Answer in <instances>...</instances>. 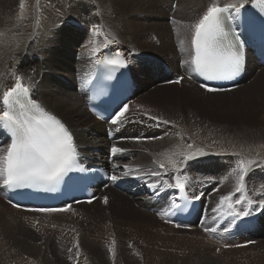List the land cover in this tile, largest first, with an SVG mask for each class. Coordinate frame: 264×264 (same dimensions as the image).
<instances>
[{"label":"bare ground","instance_id":"obj_1","mask_svg":"<svg viewBox=\"0 0 264 264\" xmlns=\"http://www.w3.org/2000/svg\"><path fill=\"white\" fill-rule=\"evenodd\" d=\"M67 1L68 0H41L39 3L41 13L39 14L38 17L39 21H36L35 18L38 15V13L35 12L34 9L35 4L33 0H23L24 3L23 9H21L20 7L22 0H8L7 2H5L4 0L2 2V0H0V33H2V35H0V98H2L3 92L10 89L11 87H14L17 79H19L20 83H22V85L28 89V94L34 100H36V102L39 103V105L45 111L56 116L69 129V131L72 133L73 136V141L76 146L78 159L82 163L89 166H94V165L104 166L105 164L109 165V168H111V170L113 171V175L121 177L119 180L115 182L112 181L110 184H108V186H100L97 189L96 196L98 195V192L100 194L104 192L107 188L111 187L112 184H114L115 186L114 191L124 193L125 199L127 201L132 199L137 204H140V207L146 209L147 213L152 218L157 219L159 223L160 222L162 223V220L165 219L168 221V223H165V225H167L169 228L176 227L177 225H179V228L180 227L181 228L189 227V229L195 228L196 229L195 231H189V232L187 231L185 232V234L198 235L201 232L200 229L203 228L197 226L200 224V222L198 221V216L200 215L203 207L207 206L208 200L210 202L213 198L212 197L213 194H216V192L218 194L225 195L226 193L231 192V190L232 191L235 190L234 189L235 184L232 175L231 177L228 178L225 187L218 192V189L222 187L225 183L222 182L224 176L227 179V175L228 174L231 175V173L227 171L226 167L227 165L229 166V162L232 159L228 158L227 156L225 158L226 160L223 158L224 159L223 161L220 158H216V155L211 156L210 154L213 152V149L210 150L208 146L209 147H211L210 145L214 146L215 147L214 149H216L219 153L225 152L229 156L234 154L238 158V160L241 159L245 161L254 160L256 163L249 167V171L246 174V176L250 175L251 177H253L254 181H257L259 179V176H261L262 173H264V157L254 156L249 153V152H257L260 150H264V98L261 97V95L264 96V87H261L260 94H255V92L253 91L254 83H256L257 80H262V83L264 81L263 79L264 77H261V75L264 72V66H260L253 51L248 50L246 52V67H245L246 75L244 76V78L234 86L223 88L225 89L224 91L208 92L211 95L216 94V95L229 96V97H233L237 95L241 96L242 103L241 105H238L239 109H237V111L242 112L241 115H243L244 113H249L250 115L251 113L250 105H253V110L257 112L258 119L261 122L259 126L253 129L243 128V127L241 129L235 128L233 131H231L226 127H222L221 125L219 126V128L217 126L212 125V128L208 131L207 129L204 128V125L207 126V123L204 121H199L194 119L193 117L195 116L190 113L189 115L191 116L192 120L186 117L184 118L180 126L187 128L190 132H194L198 140L200 141L199 149H202L205 153H207V155L205 156L198 157L199 159H201V161H199V165H191L190 168H188V170L186 171H182V168L186 167L187 164L176 165V168H180V172L178 173L175 170L157 168V167L153 168L154 163L150 162L148 164L149 167L147 166L144 172L142 173L133 172L128 176H123V173L126 170L124 166L129 165L130 167H132L131 163L125 161V159L130 158L132 154H134V156L139 159L141 158V156L144 155L151 156L156 150L162 148H166L172 152L173 146H171V141L168 138H163V139L161 138L160 140L154 141L155 142L154 145H157L155 150L151 149V151L137 152V147L139 146L138 143L145 141V139L140 138V135H129V137L127 138V135L129 134L130 130L132 129L134 130L136 126L141 127L142 125L149 127L146 133V136L150 137L149 139H151V136L161 132V129H156L155 120L149 119V117L152 115L143 112L142 109H140L139 101L135 102L136 97L139 95V92L142 90V88L143 91H146L148 86L155 84L156 82L171 81L173 80V78L178 77L180 75L182 76L191 75L190 76L192 78L191 81L184 79L183 76L182 80L179 83L183 87L185 86L186 88L187 86H191L193 89L190 90L195 94L196 88L194 87L196 86V84L201 85L202 83H204L202 80H200L197 77L196 73L191 70L192 69L191 60L194 55V51L192 50L191 47L192 31L190 34L189 47L185 48V52L183 54H177L176 55L177 57L175 56V58H179L181 61L182 60L184 61V68L183 69L178 68L177 66L178 61H176L175 58L170 60V63L172 65L167 63L168 60L165 59L166 60L165 62L169 64V66L173 70V75L172 77H170L169 75L166 76L163 73H161L159 77L156 78L154 77V74L152 73L151 70V66H153L152 63L154 62L155 59H161V58L164 59V58L161 57L159 54L152 52L149 53V51L143 53V55L142 52L141 54H139L140 51H137L136 49H134L133 46L128 44L127 41L120 34H118V36L115 33H113V35L108 34V36L105 37L104 40H99V42L100 41L102 42L101 45H98L96 40H94L92 43H89L88 45H86L87 43L85 41L80 49L82 52L81 56H75V55L71 56L67 54V47H66L67 44L63 42L61 38L63 35H69V37H71V35H73V33L71 32L72 28L76 25L77 22L79 23V25H83L88 28L93 25L100 24L98 22L99 13L97 8L95 7V5H97L98 3L96 4L95 1L94 3L93 1L87 0L86 2H84L86 5L85 10H83V3H79L76 5L77 10L72 14L73 15L72 16L70 15L71 14L70 12L67 13L65 11V8H63V5H65ZM118 1L119 0H117V2ZM157 1L158 0H151V2L150 1L149 2L151 5H153ZM176 1L178 3V6L176 10H173L172 4L175 3ZM257 1L258 0H256V2ZM139 2L140 1L136 3ZM217 2L219 3L220 6H223L227 3L239 4L240 0H217ZM211 3H213V0H172L169 6L170 10L168 11L167 16L174 14L175 16H177V18H179L178 14H180L181 17L185 21H187L195 15L196 19L198 20L204 14V12L207 10V7ZM252 4H253V0H247V3L244 5V7L240 8L239 14H237L235 11L230 12L233 19L236 22V26L238 29L241 28L243 25L241 20L242 17L246 15V12L247 15L242 21L245 22L246 24L248 23L252 24V27L253 25L260 24V20L263 19V17L259 14L258 10L255 11L253 14L249 13V10L253 7ZM132 6L133 5H131V7ZM114 7L115 6H113L112 8ZM117 9L119 10V8ZM64 11L66 12V14H62ZM131 12L134 11L131 10ZM160 13L161 16H166L167 12L165 10H160ZM230 14L226 13V15H230ZM60 18L63 19L59 21ZM153 25L155 26V24ZM165 25H168L167 27L168 35H163L162 41L160 42L159 45L163 49L166 50L171 49L176 54L177 50L175 49V42H174L176 31L174 32V28H175L174 24L167 22ZM87 38L89 37L87 36ZM151 38L152 35H148V39L150 40ZM106 48L121 53V58L125 62L126 66L118 67L117 72L127 71L128 74H130V76L132 77L133 82H135L137 85V90L134 94V97L127 102L128 112L126 114V118L123 119L122 122L117 123L116 127L110 126L100 121L97 118L96 114H94L93 111L87 105V102L89 101L90 89H92V87L94 88L96 87L95 81L92 82V80L95 76L98 67L97 61H100V59L103 57ZM94 50H95V54H94ZM144 57L146 58L149 57V58L145 61ZM140 60L142 61V63L139 62ZM148 61H152V62L148 65ZM185 61H188V63H185ZM136 62L140 63V65L137 66ZM142 64H144V66L147 68L151 76L148 74L146 70L142 69ZM156 67L158 68V66ZM256 68H258V70H256ZM260 68L262 69L260 70L261 73L257 74ZM252 76L254 77L252 78L254 79V81L252 82L250 88L248 90H245L247 88V86H245L246 85L245 83ZM179 83L176 82L169 83L167 86L164 87L179 88ZM73 85H75L74 91L71 90ZM244 86L245 89L242 88ZM77 87L79 88L77 89ZM76 89L81 92H78ZM139 112H142L143 114L141 115V117L139 116ZM169 113L170 116L165 115V117H163L164 119L162 118V121L167 119L168 121L173 122V118L176 117L177 111H170ZM127 115H129V117H127ZM244 116H245V120L250 118V116L247 115ZM119 127H121L122 130L120 131V133L117 134L116 129ZM162 127L165 126L162 125ZM214 127L216 129H214ZM112 128H114L113 132L116 134V136L114 139H109L107 134L109 131H112ZM138 137H139V139H137L138 142H136L134 138H138ZM10 142H11L10 135L7 134L6 131L0 129V150H3L4 147L6 149L7 146L10 144ZM169 143L170 145L165 146L166 144ZM113 145H115L118 148L124 149L125 151L122 153H116L114 162L111 164L108 160L109 159L108 156L111 151L110 148H112ZM106 148L109 149L107 152L105 151ZM222 149H226V150H222ZM229 151L232 152L229 153ZM221 155L223 156V154ZM230 165H232V163ZM257 165L260 167H257ZM151 168H153V170L160 171L163 175V179L167 180L169 183L172 184L176 183V180L173 179V177L179 176L181 182L185 184L184 189L181 190L179 188H168L166 186L162 187L161 186L162 181H160L159 177L153 176V178H151L150 175L146 174L149 172V170H151ZM261 170L262 172L259 173ZM217 174L220 176V178L217 176ZM185 177H187L186 182H185ZM219 179H220V183H218ZM245 179H248V177H245ZM210 180L214 182V190H215V191L213 190L214 192H212L211 194H209L206 187L203 186V181L211 182ZM198 181H201L200 186L197 184ZM259 181L261 180L259 179ZM153 183H156L157 185L156 189L150 188L148 186L149 184H153ZM188 183H190V187L187 186ZM257 183L255 182L256 184L255 187L257 186ZM261 183L262 182H260V184ZM250 185L246 183L247 192L248 195L254 201H256V203H254L251 206L250 209L251 214L249 216L233 219V217L228 215L225 210L223 215L217 214L216 220L210 223V226L212 228H214V225H216V230L220 231L223 235H226L225 234L226 232L224 231L226 225L228 223H231L232 221H234L235 223L237 222L240 229H234L233 231H236L235 233L240 234L239 243H241V247L233 246L231 248L230 247L226 248L224 246L223 247L220 246V244H218L215 241V244L216 243L217 244L214 247H210L209 245H205V246H207L209 249H214V248L225 249L223 258H219V255H217L213 250H211L206 253L203 252L198 253V256L196 255L197 257L194 258L193 261L190 260L191 264H264L263 243L259 242L257 243L256 246L255 245L250 246L252 242L246 243L250 241L249 238H254L255 236V232L249 231V229L251 228L249 224V220H251V223L255 222L253 220L259 215L261 210H263V206H259L258 202L259 200L262 199L260 197V194L264 193V183L261 186H259L258 184L259 187L257 188H254L253 186ZM168 189H170L169 192ZM11 192L12 190L6 189L4 187H0V210H2L0 212V241H2V246H3V247L0 246V251L3 250L2 253L0 254V259L4 257L2 261L0 260V264H55V262H59L60 264L63 263L71 264L69 258L70 253L68 254L69 252L68 249L70 248V246L65 245L66 242H61L60 249L58 250L56 242L51 239L52 238L51 234H53L54 232L49 231V226H45V228H40V231L43 233L42 238L44 239L34 241V243L31 244L32 250H34L35 248L40 253L39 255H37V257L33 255L34 253L33 251L31 252L29 251L30 247H28V245L33 240L38 239L39 237L38 235L35 234L36 231L35 233L33 231L32 235L24 234L23 226L27 224L28 225L27 227H29L30 229L31 224H33L35 221L55 222L56 220L61 218V215L70 216L77 213L90 215L91 213H88L82 209L94 205V202L96 200H99L100 198H97L95 201L90 203L85 201L83 202L73 201L70 208L67 211H62V212L59 211L42 212L36 210H35L36 212H28L24 210L23 204H20L14 200ZM170 193H172V196L169 205L167 202V198ZM252 194H255V197H252ZM197 196L202 198V200L198 199L200 204V209L197 215L190 222H180L177 213L181 212V208H175V209L172 208L171 205L173 201L175 202L176 205H179L182 197H184L183 205H182L183 207L182 206L181 207L184 210H188L191 206L190 198L196 199ZM237 196L239 195H236V197ZM245 206L246 205H236V208L239 210ZM13 208L16 209L17 211L14 210ZM133 211L134 209L131 208V213H133ZM218 216H220L223 219L226 218L222 226L220 225L221 222L219 223L218 219L220 217ZM243 220H246L247 222L244 223ZM256 221L258 223H256L255 227H252V229L253 230L255 229L256 232L262 231L261 233L264 234V226H263L264 214L259 215V218L256 219ZM129 223L133 224L132 222ZM216 223H218V225ZM55 225H56V230H58L61 226L59 221H56ZM128 225L129 224H125V227H127ZM153 225L155 224L152 223L151 226ZM195 225L197 227H195ZM131 227L132 225L130 226V228ZM157 231L159 232L160 230L157 229ZM160 234L163 233H159V236ZM138 235L144 239L147 237V233H141V234L138 233ZM48 239L50 240L49 243L47 244ZM11 240L15 241V244L20 245L21 247L25 245V247L28 248L27 249L28 253L31 254V260L24 257L26 254L19 251V249L17 250L16 249L17 246L13 248L14 246L13 247L11 246ZM148 242L149 241H147L146 243ZM145 244L141 243L142 248L145 249V251H149L150 250L149 247L147 246L148 248H146ZM247 246L250 247L249 250H245V247ZM200 247L201 245L198 247V250ZM155 248H157V245ZM253 248L257 252L256 251L252 252ZM45 249L50 250L51 256L56 255L57 258L53 259L52 257H50L51 259H49V256L44 252ZM53 251L55 254H53ZM190 255L192 256V254ZM59 258H63V259H59ZM80 263H82L81 260Z\"/></svg>","mask_w":264,"mask_h":264},{"label":"rangeland","instance_id":"obj_2","mask_svg":"<svg viewBox=\"0 0 264 264\" xmlns=\"http://www.w3.org/2000/svg\"><path fill=\"white\" fill-rule=\"evenodd\" d=\"M4 1L7 2L8 0H4ZM40 1L41 0H33V2L35 4V7H34L35 12L38 13V15L35 18L36 21H39L38 17H39V14L41 13L40 12V5H39ZM86 1L87 0H80V1L68 0L67 3H65V5H63V8H65V11L67 13L70 12L71 13L70 15H72L77 10L76 5L79 3H83V10H85L86 5L84 2H86ZM90 1H93V2L95 1L96 4L98 3L97 5H95V7L97 8L98 13H99V21L98 22L100 24L98 26L100 27L101 31L99 34H96L93 31V26L88 28V27H85L83 25H79V23L77 22L71 31L73 33V35H71V37H69V35H63L61 38V40L67 44V46H66L67 47V54H69L71 56H73V55L81 56L82 55V52L80 49H81V47L85 41L87 43L86 45H88L89 43H92L94 40L97 41L98 45H101L102 42L101 41L99 42V40H104L105 37L108 36V34L113 35V33H115L117 36H118V34H120L127 41L128 44L133 46L134 49H136L137 51H140L139 54H141V52H142V55H143V53H146L149 51V53L150 52L156 53V54H159L161 57L164 58V59H162V58L161 59H155L154 62L152 63L153 66H151V70H152V73L154 74V77L158 78L159 75L163 72L162 66H161L163 64L162 62L163 61L165 62L166 61L165 59H167L168 60L167 63L171 64L170 63L171 59H174L177 54H183L185 52V48L189 47L190 34L192 31L190 29V25L195 23L197 21V19H196L195 15L187 21H185L181 17L180 14H178L179 18H177V16H175L174 14L167 16L168 11L170 10L169 6H170V3L172 0L171 1L170 0H158L153 5L150 4L151 0H148V1L147 0H119L118 2H117V0H90ZM138 1H140L139 2L140 4L136 3ZM2 2H3V0H2ZM115 3H116V5H115ZM125 4H126V6H125ZM131 5H133V6L131 7ZM148 5H150V6H148ZM113 6H115V7L112 8ZM177 6H178V3L176 1L175 3L172 4V9L176 10ZM120 7L123 9H121ZM138 7H139V9H138ZM117 8H119V10ZM99 10H100V12H99ZM131 10L134 12H131ZM160 10H165L167 12L166 16H161ZM65 11L62 14H66ZM114 16H116V17H114ZM62 19L63 18H60L59 21H61ZM173 21H179V23L178 24L173 23ZM165 22L166 23L169 22V23L174 24V27H175L174 32L176 31V34H175L176 36L174 38L175 49L177 50L176 54L171 49L166 50V49L161 48L159 45L160 42L162 41L163 35H168V32H167L168 25H165L166 24ZM152 23L155 24V26ZM71 25H72V23H71ZM183 25H185V26H183ZM116 27H117V29H116ZM185 28H187V29H185ZM148 35H152V38L150 40L148 39ZM87 36L89 38H87ZM181 39L184 40V46H183L184 50L183 51H181V47L179 44V41ZM144 58L146 61L149 57L148 58L144 57ZM175 60L178 61V65H177L178 68L183 69L184 68V61L183 60L181 61L179 58H175ZM139 62L142 63L141 60ZM151 62L152 61H148V65ZM138 65H140V63H137V66ZM156 65H158V68L156 67ZM142 69L146 70L148 72V70L144 66V64H142ZM256 70H258V68H256ZM260 70H262V69L260 68L259 71L257 72V74L261 73ZM148 74L150 75L149 72H148ZM180 76H182V75H180ZM183 76H184V79H186L188 81L192 80V78L190 77L191 75H189V76L183 75ZM261 77H264V72L261 75ZM252 78H254V77L252 76L246 81L245 86H247V88L245 89V86H244V87H242L243 89L248 90L250 88L252 82L254 81V79H252ZM48 79H49V77H48ZM169 83H174V82H172V80L166 81V82H164V81L156 82L155 84L148 86L146 91H143V88H142V90L139 92V95L136 97V100H135V102H137V101L140 102L139 107H140V109H142L143 112H146L152 116H156L159 118V120H155V123H156V129H161V132L157 133L156 135L151 136V139H149L150 137L146 136L147 129L149 127H147L145 125H142L141 127L136 126L134 130L131 128L132 130H130L129 134L127 135V138L129 137V135H140V138L145 139V141L138 143L139 146L137 147V152L151 151V149L155 150L157 145H154L155 144L154 141L160 140L161 138L162 139L168 138L171 141V146H173L172 152L166 148H162V149L156 150L151 156L144 155V156H141V158H139V159L136 158L134 156V154H132V156H130V158L125 159V161H128L129 163H131L132 168H136V169L140 170L139 172H135V173L144 172L150 162H153V163L154 162H163L166 165V167H164V169L174 170L173 166L168 164L169 158L172 157V160L177 162L176 165H182V164H179V161H181L183 159V155H182L183 153L185 154L189 151L196 150V149L200 148V141L198 140L195 133L190 132L187 128H185L183 126H180L182 121L184 120V118L187 117L188 119H191V116L189 115L190 113L195 116V117H193L194 119L206 122L207 126L204 125V128L207 129L208 131L212 128V125L217 126L218 128L221 125L222 127H226L227 129L233 131L235 128L241 129L242 127L253 129V128H256L257 126H259V124H261L260 120L258 119L257 112L253 110V105H250L251 106L250 115H249V113H244L243 115H241L242 112L237 111V109H239L238 105H241V103H242V98L239 95L229 97V96H221V95H216V94H215L216 95L215 96L214 94H212L213 95L212 96L204 88H201V86L199 84H196V86L194 87V88H196L195 94H194L190 90V89H193L191 86H187V88H186L185 86L183 87L180 83H179V88H177V87H170V88L166 87L165 88L164 86H167ZM79 87H77V89ZM261 87H264V81L262 83V80H257L253 86V91L255 92V94L261 93V90H260ZM74 89H75V85L72 86L71 90L74 91ZM196 90H197V92H196ZM78 92H81V91H78ZM261 97L264 98L263 95H261ZM132 103H134V102H132ZM221 109H223V110H221ZM170 111H177V115H176L177 118L174 117L173 122L169 121L168 124L162 123V118L165 117V115H169ZM141 115H143L142 112H139L140 117H141ZM244 115L250 116V118H249L250 120L249 119L245 120ZM127 117H129V115H127ZM194 119H193V121H194ZM165 120H167V119H165ZM208 123H209V125H208ZM162 125H164L165 127H162ZM126 126H127V123H126ZM209 126H210V128H209ZM214 129H216V128L214 127ZM222 130H223V128H222ZM135 131H138V132H135ZM123 137H125V136H123ZM134 140L136 142H138L137 139H134ZM189 144L192 145V149L188 148ZM168 145H170V143L166 144L165 146H168ZM148 146H150L151 148ZM210 146L211 147L208 146V148L210 150L213 149V152L210 154L211 156L216 155V158H220L223 161L227 156H228V158L232 159V160L230 159L231 161L229 162V166L227 165V167H226L227 171L229 173H232V170H230V169H233L236 166L235 164L237 163L238 158L234 154H232L231 155L232 157H231L228 154H226L225 152L219 153L216 149H214L215 148L214 146H212V145H210ZM221 147H223V146H221ZM4 149H5V147H4ZM110 149H112V148H110ZM108 150L109 149L106 148L105 151L107 152ZM222 150H226V149H222ZM230 152H232V151H229V153ZM249 153L251 155H254V156L264 157V150H260L257 152H249ZM221 154H223V156ZM199 161H201V159H199V158H196L192 161H188L186 163L187 166L183 167L182 171L188 170V168H190L191 165H199ZM231 163H232V165H230ZM176 165H175V167H176ZM258 165H257V167H260ZM154 167L160 168L158 163H154L153 168ZM153 168H151V170H153ZM262 170L259 173H261ZM217 176L220 178V176L218 174H217ZM231 176L232 175L228 174L227 179L224 176V179L222 182H225V183L222 187H220L218 189V192L220 190H222V188L225 187L228 178ZM245 177H248V179H249V181H248V179H245V184L246 183L248 185L251 184L250 186H253L254 188H257V187L263 185V183H264V173H262V175L259 176V179L261 181H259V179L257 181H254L253 177H251L250 175L249 176L245 175ZM151 178H153V176H151ZM233 179H234V184L236 185V180H235L234 176H233ZM210 181L211 182L203 181V186L206 187L209 194H211L212 192L215 191L214 190V182H212V180H210ZM255 182L256 183L258 182L256 187H255V185H256ZM260 182H262V183L260 184ZM218 183H220V179H219ZM197 184L200 186L201 181H198ZM258 184H259V186H258ZM187 186L190 187V183H188ZM114 189H115V186H114V184H112L111 187L107 188L104 192H102L100 194L98 192L97 196L100 199L96 200L94 202V205H91V206H88L87 208L82 209L88 213H91L90 215H86L83 213H77V214L70 215V216L61 215V218L59 217L60 219L56 220V221H59V223L61 225L58 230H56V225H55L56 221L55 222H51V221L38 222V221H35L30 226V229L32 228L31 230L29 229V227H27L28 225L25 224L23 226V233L24 234L32 235L33 231H34V233L36 231L35 234L38 235V237H39L38 239L33 240L28 245V247H30V249H31V250L29 249V251L30 252L33 251V253H34L33 255H35L36 257H37V255L40 254L34 247H33L34 250H32L31 244H33L34 241L44 239V238H42L43 233L40 231V228H45V226H49V231L54 232L53 234H51V237H52L51 239L56 242L58 250L60 249L61 242H66L65 245L70 246V248L72 249V252L70 254L68 252V254H69V257L73 256L72 259H70L71 264H109V263L110 264H120V263L121 264H153V263L154 264H164V263L165 264H168V263L169 264H179V262H180V264H191L190 260L193 261V259L198 256V253H202V252L206 253V252H209L211 250H213L217 255H219V258H223L225 249L220 248L219 251H217V248L209 249L205 245H209L210 247H214L218 243L222 247L223 246L225 247V245H240V247H241V243H239L240 234L235 233L236 231H233L234 229H240L237 222L235 223L234 221H232L231 223H228L226 225L225 228L229 229L227 232L225 231L226 235H223L220 231H216L215 233H210V232L205 231V228H212L210 226V223L212 221L216 220V216L218 213H213L212 208L216 207L217 203L219 202L220 196H223V194H218L216 192V194H213L212 200L210 202L208 200L207 206L203 207L200 215L198 216V221L200 222V224L197 225L198 227H203L200 229L201 232L198 235H191V234L187 235V234H185V232L195 231L196 229L195 228L189 229V227H183V228L180 227L179 228L177 226H176L177 228L176 227L169 228L167 225H165V223H168L167 220L163 219L162 223L161 222L159 223L157 219L152 218L147 213L146 209L140 207V204H137L132 199L127 201L125 199L124 193L116 192V191H114ZM169 190L170 189H168V192H169ZM234 191L235 190H233V191L231 190V192H234ZM226 194H228V193H226ZM214 195H215V197H214ZM236 195H239V193H236ZM171 196H172V193H170L168 198H167V202L169 205H170V201H171ZM105 197H107V203L104 202ZM235 197L236 196H234V198ZM252 197H255V194H252ZM260 197L262 199H264V193H261ZM200 199L202 200V198H200ZM131 208L134 209L133 213H131ZM14 210H16V209H14ZM24 210L28 211V212H36L35 210H31V209H28L26 207H24ZM1 211L2 210H0V212ZM262 214H264V206H263V210H261L259 215H262ZM259 215L253 220L255 222L251 223V220H249V224L251 226L249 231L255 232V236H254V238H249L250 241H248L246 243L252 242L250 244V246L251 245L256 246L257 243L262 242L263 243V250H264V234L261 233L262 231L256 232L255 229L254 230L252 229V227H255V224L258 223L256 221V219L259 218ZM218 217H220V216H218ZM225 219L226 218L223 219L221 217L218 219L219 223L221 222V224H220L221 226L223 225V222ZM129 222H132L133 224H131ZM243 222L246 223L247 221L243 220ZM152 223L155 225L151 226ZM205 223H207V224H205ZM125 224H129V225L127 227H125ZM216 224L218 225V223H216ZM131 225H132V227L130 228ZM197 226L195 225V227H197ZM263 226H264V224H263ZM214 228L216 229V225H214ZM157 229H159L160 231L158 232ZM129 233L131 234L132 238L130 237ZM138 233L139 234L147 233V237L145 239L141 238L138 235ZM159 233H163V234H160V236H159ZM135 235L137 237L138 236L139 237L137 238ZM134 238H135V241H134ZM149 238L151 239V241ZM136 239H139V240H136ZM49 240L50 239H48L47 244L49 243ZM113 240L115 241V255L114 256L109 251V248L112 246ZM147 241H149V242L146 243ZM215 241L217 242L216 244H215ZM77 243L79 245L78 249L76 247H74V245H76ZM141 243L142 244L146 243L145 244L146 248L149 247L150 250L145 251V249L142 248ZM0 244H1L0 246L3 247L2 241H0ZM156 245H157V248H155ZM200 245H201V247L198 250V247ZM11 246L12 247L14 246L13 248H15V246H17L16 249L17 250L19 249V251L25 253L26 255L24 257L31 260V254L28 253V251H27L28 248H26L25 245H23L21 247L20 245H16L15 241L11 240ZM127 246H128V248H127ZM185 246L187 247V249ZM203 246H205L207 248H205ZM243 246H246V245H243ZM229 247L231 248L233 246H229ZM229 247H226V248H229ZM53 249H54V247H53ZM249 249H250L249 246L245 247V250H249ZM96 250L98 251V253ZM2 251H0V254L2 253ZM77 251L79 252V256L76 255ZM253 251L255 252L256 250L253 248L252 252ZM44 252L49 256V259H51L50 257H52L53 259L57 258L56 255L51 256L50 250L45 249ZM48 253H50V254H48ZM176 253H178V254H176ZM53 254H55L54 251H53ZM190 254H192L193 257ZM159 255H160V257H159ZM81 256H82V258H81ZM92 256H94V257H92ZM74 257L76 258V260ZM183 257H184V260H183ZM3 258L0 260L2 261ZM59 259H63V258H59ZM80 260L82 263H80ZM173 260H174V263H173ZM90 261H91V263H90ZM168 261H170V262H168ZM157 262H159V263H157ZM55 264H60V263L55 262ZM63 264H67V263H63Z\"/></svg>","mask_w":264,"mask_h":264},{"label":"snow or ice","instance_id":"obj_3","mask_svg":"<svg viewBox=\"0 0 264 264\" xmlns=\"http://www.w3.org/2000/svg\"><path fill=\"white\" fill-rule=\"evenodd\" d=\"M247 0H240L239 4L227 3L220 6L217 0H213L204 14L193 24L190 25L192 30L191 47L194 55L191 60L192 71L203 77L206 81L213 80H230L234 78L242 69L244 62L243 44L239 37L230 31L226 26V21L232 19L231 15H225L231 11L237 14L240 8L244 7ZM252 6L258 8L259 14L264 17V5H260L253 0ZM24 8L23 0L20 5ZM179 23V21H173ZM264 28V19L260 21ZM93 31L99 34L101 29L98 25H93ZM2 35V33H0ZM181 51L184 50V40L179 41ZM95 54V50H94ZM113 67H125V62L121 59H107L97 61ZM188 63V61H185ZM179 78L175 82H180ZM201 88L208 92L224 91L225 89L211 87L202 83ZM128 105L125 104L117 111L112 123L117 124L126 118ZM151 120H159L156 116H150ZM162 123L168 124L169 121L163 120ZM0 129L10 135L11 142L6 149L0 150V187L9 190L35 188L51 190L53 186L61 183L64 178L72 171H85L84 167L79 164L76 146L73 141L72 133L69 129L54 115L45 111L41 106L34 103L28 98V89L17 79L14 87L6 90L0 98ZM139 139V138H134ZM192 149V145H188ZM113 154L122 153L125 150L113 145L111 149ZM183 155L180 164H186L200 156H205L202 149L189 151ZM158 163L160 168L166 167L163 162ZM176 161L169 158L168 164L172 165L176 172ZM256 162L254 160H238L236 166L232 169L231 175L235 177V191L227 195L220 196L216 207L212 208L213 213L223 215L225 210L233 219L247 217L251 214V206L256 203L247 192L245 184V175L249 167ZM123 176H128L133 172H139V169L125 165ZM147 175L156 176L162 181V187L184 189L185 184L181 182L180 177L173 179L176 183H169L163 179L160 171L149 170ZM121 177L113 175L110 179L115 182ZM139 178V177H138ZM187 177H185V182ZM150 188L156 189V183L149 184ZM236 193H239L236 196ZM196 199H200L199 196ZM91 201H89L90 203ZM107 203V197L104 198ZM259 206H264V199L259 200ZM236 205H246L242 209H237ZM172 208L179 206L173 201ZM42 212L64 211L66 209L40 208L35 209ZM179 227V225H177ZM225 228L224 231H228ZM206 232L215 233V228H205ZM240 245H225V247ZM79 248L78 243L74 245ZM69 253L72 249H68ZM109 251L115 255V241ZM219 251V249H217ZM79 256V252L76 253ZM72 259V257H69Z\"/></svg>","mask_w":264,"mask_h":264}]
</instances>
